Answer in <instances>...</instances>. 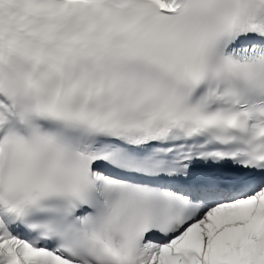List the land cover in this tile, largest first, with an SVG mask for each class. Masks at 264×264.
Wrapping results in <instances>:
<instances>
[{
    "label": "snow or ice",
    "instance_id": "6c2138e0",
    "mask_svg": "<svg viewBox=\"0 0 264 264\" xmlns=\"http://www.w3.org/2000/svg\"><path fill=\"white\" fill-rule=\"evenodd\" d=\"M0 264H264V0H0Z\"/></svg>",
    "mask_w": 264,
    "mask_h": 264
}]
</instances>
